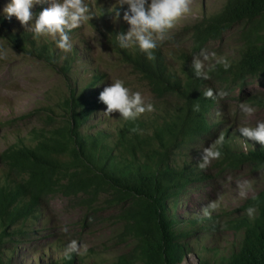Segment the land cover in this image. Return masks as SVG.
Segmentation results:
<instances>
[{"label": "trees", "instance_id": "1", "mask_svg": "<svg viewBox=\"0 0 264 264\" xmlns=\"http://www.w3.org/2000/svg\"><path fill=\"white\" fill-rule=\"evenodd\" d=\"M3 7L0 0L1 36L58 69L68 87L47 106L33 109L39 125L0 151V264H105L79 247L72 251L62 237L26 250L18 244L49 227L51 195L89 191L130 204L121 214L119 236L132 238L135 245L111 264H181L188 254H195V264H264V186L243 205L222 212L217 208L210 216L204 215L205 207H181L183 198L213 177L197 165L203 150L220 136L222 155L213 160L218 171L247 162L264 171V145L241 135L242 126L231 121L223 98L204 95L208 89L221 91L218 84L244 88L249 78L264 76V0H225L211 12L203 7L200 17L182 27L191 44L184 36L166 38L151 60L138 47H119L117 34L130 27L123 19L127 5L111 7L109 0H94L97 16L86 26L133 68L155 100V110L136 121H125L118 112L105 115L107 106L99 95L108 86L106 74L86 54L83 26L70 33L73 48L64 53L51 37L33 39L15 16L6 18ZM42 10L36 6L31 11L38 15ZM236 25L243 26L239 57L226 60L227 69L222 62L204 63L210 78H198L193 57L201 58L210 42ZM246 102L263 107L264 95H252ZM249 207L255 209L252 219ZM241 210L242 215H233ZM226 229L241 232L240 239L206 245L213 236L219 241L216 233Z\"/></svg>", "mask_w": 264, "mask_h": 264}, {"label": "rangeland", "instance_id": "2", "mask_svg": "<svg viewBox=\"0 0 264 264\" xmlns=\"http://www.w3.org/2000/svg\"><path fill=\"white\" fill-rule=\"evenodd\" d=\"M1 1L4 7L10 2V0ZM109 1L111 7L117 5L116 0ZM224 1L192 0L191 12L177 19L174 28L169 30L167 38L174 40L178 36H184L185 41L191 44L190 36L182 30L183 25L192 23L200 17L203 7L208 12L216 11ZM88 2L95 10L94 0ZM83 27L88 44L86 54L94 58L104 71L106 84L109 86L116 80H122L132 91H139L146 102L153 104L151 92L133 68L107 47L98 31L90 29L86 24ZM242 28L243 26L236 25L220 40L210 42L201 52V59L202 54L209 55V60L204 63L237 59ZM212 53H215L214 57ZM218 85L221 91L227 93L223 100L227 104L230 119L235 126H254L257 121H264V106L259 107L246 102L252 95H264V76L249 78L244 88L235 84ZM67 87L65 76L58 69L13 47L0 34V122H5L0 124V151L7 147V142H14L17 135L24 136L32 127L39 125L38 118L30 112L58 99ZM242 94L244 99L240 100ZM241 102L248 103L256 111L251 115L244 114L239 109ZM206 170L212 173L213 177L207 182L199 183L189 199L181 200L182 210L206 207L210 201H215L218 197L220 198L218 211L234 209L243 205L249 196L257 193L264 186V171L256 169L251 162L226 165L218 171L213 166L212 160ZM245 181L250 187L245 189L246 196H241L240 185ZM129 205V203L117 202L111 194L104 192L54 193L49 197L47 210L48 216L51 217L49 227L25 239L26 242L21 240L18 244L26 250L33 246L36 248L39 245L44 246L62 237L70 242L77 241L82 253H92L93 259L111 264L135 245L132 238L124 240V237L119 236L124 228L121 214ZM244 212L235 211L233 215H242ZM65 228L67 231H64ZM240 233L235 229L222 230L216 233L221 242L213 236L208 239L206 245L214 246L216 243L228 245L240 239ZM194 256L195 254H188L187 260L181 264H195ZM87 259L89 262L92 261L89 257Z\"/></svg>", "mask_w": 264, "mask_h": 264}, {"label": "clouds", "instance_id": "3", "mask_svg": "<svg viewBox=\"0 0 264 264\" xmlns=\"http://www.w3.org/2000/svg\"><path fill=\"white\" fill-rule=\"evenodd\" d=\"M116 2L120 7L127 5L123 19L130 25L126 33L117 34L119 47L121 49L138 47L147 59L151 60L153 51L167 38L169 30L174 28L177 19L191 12L192 0H116ZM46 4L48 7H43ZM36 6L43 8L38 15L31 11ZM3 12L8 19L15 16L21 25L26 26L33 33V39L51 37L56 48L64 53H69L73 48L70 33L90 23L93 16H97L88 0H10ZM32 21L34 23L30 24ZM211 55L214 57L215 53ZM208 60L209 55L206 54H202V59L193 57L192 67L195 75L200 79L210 78L204 64ZM221 62L225 69L230 66L226 60H217V63ZM204 95L215 100L224 98L227 93L208 89ZM99 100L107 106L105 115L111 117L113 112H118L120 118L125 121H136L142 114L155 110L154 105L146 102L139 91H132L122 80H116L105 87L99 95ZM239 109L246 115L256 111L246 102H241ZM196 110H199L198 105ZM238 131L243 137L264 145V121H257L254 126L238 127ZM223 141L224 137L220 136L203 150L197 165L201 170L206 169L212 160L221 157L222 153L218 146L222 145ZM248 187L250 185L247 181L240 185L241 196H246L245 189ZM219 201V197L215 201H210L202 209L204 215L210 216L211 211L220 206ZM254 211L252 207L246 209L250 219L253 218ZM64 231H67V228ZM69 248L77 251V241H71Z\"/></svg>", "mask_w": 264, "mask_h": 264}]
</instances>
